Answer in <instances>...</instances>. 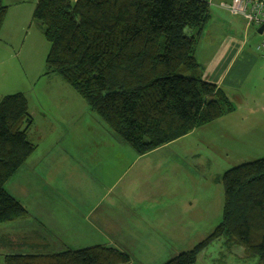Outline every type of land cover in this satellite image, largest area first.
Returning <instances> with one entry per match:
<instances>
[{
  "label": "trees",
  "instance_id": "trees-1",
  "mask_svg": "<svg viewBox=\"0 0 264 264\" xmlns=\"http://www.w3.org/2000/svg\"><path fill=\"white\" fill-rule=\"evenodd\" d=\"M208 0H38L34 21L50 44L46 74H57L122 142L145 155L235 110L203 79L195 53L211 19ZM8 6L0 0V32ZM189 74V75H187ZM23 93L0 100V224L28 216L6 190L36 150ZM223 219L192 250L164 264H196L220 238L264 264V157L227 170ZM4 264H131L115 247L9 254Z\"/></svg>",
  "mask_w": 264,
  "mask_h": 264
},
{
  "label": "rangeland",
  "instance_id": "rangeland-1",
  "mask_svg": "<svg viewBox=\"0 0 264 264\" xmlns=\"http://www.w3.org/2000/svg\"><path fill=\"white\" fill-rule=\"evenodd\" d=\"M222 1L231 0H208L213 19L219 14L230 18L227 11L218 8ZM238 23L244 24L242 21ZM211 38L212 33L200 40V47H206ZM257 44L250 38L246 49L254 50ZM15 51L0 43V100L18 91L25 93L33 119L28 139L38 148L7 182L6 190L22 204L32 207V200L23 196V180L26 174L42 175L35 163L42 159L40 155L50 145L58 157L66 149L85 158L83 168L71 163L77 168L79 185L75 197L62 196V202L71 201L78 209L90 206L87 203L90 192H99L95 185L92 186L95 190L91 191L90 178L97 174L94 165L102 159L115 177L120 175L119 181L109 182L115 187L112 194L102 189V193L107 194L102 211H117L122 207L133 209L146 223L134 219L115 235L96 230H44L25 218L2 223L0 264H4V258L9 254L47 255L67 248L80 250L96 245L127 252L131 264H164L192 250L214 232L223 219L222 175L233 167L251 162L249 158H242L241 144H229L233 149L226 151L216 128L210 131L197 128L141 159L129 145L125 150L113 146L117 143L108 125L59 75L46 74V63L39 74L41 80L37 81V72L34 73L31 64L26 63L23 51L19 52L18 48ZM71 95L76 101L69 100ZM73 113L78 117L74 119ZM214 135L218 136H215L214 143H210L209 138ZM52 160L50 155L44 158L46 165ZM122 193L127 204L116 199ZM89 201L92 203L91 199ZM58 237L65 240L59 242ZM63 242L66 246L62 245ZM196 264L260 262L258 257L247 255L242 246L227 245L225 239L220 238L199 254Z\"/></svg>",
  "mask_w": 264,
  "mask_h": 264
},
{
  "label": "crops",
  "instance_id": "crops-1",
  "mask_svg": "<svg viewBox=\"0 0 264 264\" xmlns=\"http://www.w3.org/2000/svg\"><path fill=\"white\" fill-rule=\"evenodd\" d=\"M3 1L8 6V12L1 28L0 43L12 49V52H16L17 48L19 52L23 51L26 63L31 64L34 73L37 72V81H40L39 74L43 63H46L50 44L38 24L34 23V11L38 0ZM226 16L219 14L213 19V13H211V19L204 27L200 40L205 39L211 33L214 39L208 40L207 46L204 48L198 45L195 57L203 73V79L215 84L234 104L235 110L218 120L198 127V129L210 131L216 128V134H220L224 145L223 149L226 151L233 149L229 145L232 143L241 144L242 158H249L253 162L264 157V52L258 49L262 37L258 32L259 29L247 27L241 18ZM239 20L244 23L243 26L239 25ZM250 38L258 43L257 48H253L254 50L246 49ZM72 99L76 101L74 95L69 98V100ZM77 117L73 113V118ZM215 136L218 135L209 138L210 143L215 142ZM112 138L117 143L113 146L125 150L126 143L120 141L113 133ZM169 144L145 155H138L142 159ZM65 151L61 157H58L52 146H46L44 153L40 155L42 159L35 163L42 175L36 177L25 175L23 196L29 201L32 200V207L23 204L28 211V216L25 218L28 222L38 225L44 230L61 232L96 230L106 233L113 232L114 235L121 227L128 222L131 223L134 219L140 223H146L142 215L135 213L133 209L122 207L117 211L112 209L106 212L102 211L104 209L102 206L107 198V194L102 193V189H107L112 194L115 187L109 182L114 183L117 179L120 180V175L115 177L105 166L107 162L102 159H98L95 163L94 170L97 174L90 178L91 191L99 189V192H90L89 199L92 203L89 199L87 201L90 206L86 209H78L71 201L62 202V196L75 197L79 185L77 168L71 163L83 168L82 162L85 159L72 151L66 149ZM48 155L52 156L53 160L48 161L49 164L46 165L44 158ZM101 185L102 187H99ZM116 199L123 203L125 196L122 193V196L119 195ZM67 217L69 218L66 220ZM58 240L60 242L65 238L58 237ZM62 245L66 246L64 242Z\"/></svg>",
  "mask_w": 264,
  "mask_h": 264
},
{
  "label": "built area",
  "instance_id": "built-area-1",
  "mask_svg": "<svg viewBox=\"0 0 264 264\" xmlns=\"http://www.w3.org/2000/svg\"><path fill=\"white\" fill-rule=\"evenodd\" d=\"M218 6L231 16L241 18L247 27H253L256 30L264 27V0H231L221 2ZM261 37L258 49L264 52V28Z\"/></svg>",
  "mask_w": 264,
  "mask_h": 264
},
{
  "label": "water",
  "instance_id": "water-1",
  "mask_svg": "<svg viewBox=\"0 0 264 264\" xmlns=\"http://www.w3.org/2000/svg\"><path fill=\"white\" fill-rule=\"evenodd\" d=\"M263 26L258 30L259 33H261L263 31Z\"/></svg>",
  "mask_w": 264,
  "mask_h": 264
}]
</instances>
